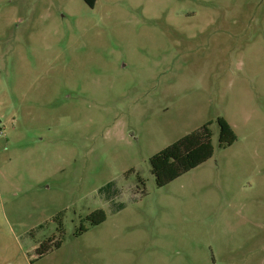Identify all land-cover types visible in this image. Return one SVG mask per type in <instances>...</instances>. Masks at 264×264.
Segmentation results:
<instances>
[{"label":"rangeland","instance_id":"rangeland-1","mask_svg":"<svg viewBox=\"0 0 264 264\" xmlns=\"http://www.w3.org/2000/svg\"><path fill=\"white\" fill-rule=\"evenodd\" d=\"M1 131L0 264H264V0H0Z\"/></svg>","mask_w":264,"mask_h":264},{"label":"trees","instance_id":"trees-1","mask_svg":"<svg viewBox=\"0 0 264 264\" xmlns=\"http://www.w3.org/2000/svg\"><path fill=\"white\" fill-rule=\"evenodd\" d=\"M85 2L91 7L96 4V0H85ZM210 124L211 122L205 124L198 130L183 136L177 142L156 153L153 156L154 169L162 171L168 168L171 163L181 161L186 156L191 158L194 167L209 160L214 154L213 133ZM222 130L224 135L231 132L230 126L225 121H223ZM109 186L110 183L105 187L108 188Z\"/></svg>","mask_w":264,"mask_h":264},{"label":"built area","instance_id":"built-area-1","mask_svg":"<svg viewBox=\"0 0 264 264\" xmlns=\"http://www.w3.org/2000/svg\"><path fill=\"white\" fill-rule=\"evenodd\" d=\"M0 134H3V132L1 131Z\"/></svg>","mask_w":264,"mask_h":264}]
</instances>
